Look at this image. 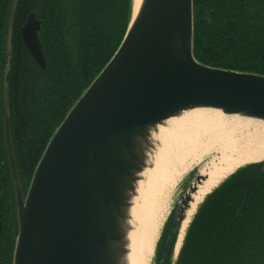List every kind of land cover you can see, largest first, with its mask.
I'll list each match as a JSON object with an SVG mask.
<instances>
[{"label": "water", "instance_id": "obj_1", "mask_svg": "<svg viewBox=\"0 0 264 264\" xmlns=\"http://www.w3.org/2000/svg\"><path fill=\"white\" fill-rule=\"evenodd\" d=\"M18 4L13 0L9 17L3 88L4 132L19 223L13 264H129L131 210L144 172L153 167L159 127L196 108L264 121V75L196 59L194 0H133L122 43L53 134L25 196L7 82ZM41 24L32 11L21 34L35 61L45 68ZM206 178L198 169L169 215L166 244L175 238L172 264L183 246L185 237L176 250L193 194Z\"/></svg>", "mask_w": 264, "mask_h": 264}, {"label": "trees", "instance_id": "obj_2", "mask_svg": "<svg viewBox=\"0 0 264 264\" xmlns=\"http://www.w3.org/2000/svg\"><path fill=\"white\" fill-rule=\"evenodd\" d=\"M13 0H0V180L9 165L4 132L6 36ZM41 19L46 67L18 34L28 14ZM133 0H19L10 89L11 133L27 184L53 134L122 43ZM194 55L206 65L264 75V0H194ZM264 161L239 168L209 193L191 221L175 264H264ZM246 202L242 208V203ZM0 234V264H12L18 225ZM172 216L154 264H172Z\"/></svg>", "mask_w": 264, "mask_h": 264}, {"label": "bare ground", "instance_id": "obj_3", "mask_svg": "<svg viewBox=\"0 0 264 264\" xmlns=\"http://www.w3.org/2000/svg\"><path fill=\"white\" fill-rule=\"evenodd\" d=\"M225 116L237 115H227L212 108H196L168 119L155 134L159 142L153 156V165L156 167H160L165 161L181 156L187 150L210 149L221 154L218 162L212 161L213 164L209 170L203 174L208 178L203 180L200 186L198 185V190L193 194L187 217L177 238L176 250L183 242L198 203L211 189L238 167L264 156L263 142L253 149H247L234 140L239 134L250 133L251 128H255L256 133L264 137V121L241 116L228 119ZM147 197L151 198L145 195L146 199ZM148 201L150 199L143 200V202ZM135 206L131 210L129 264H151L158 239L157 209L150 210L147 204L140 208Z\"/></svg>", "mask_w": 264, "mask_h": 264}, {"label": "rangeland", "instance_id": "obj_4", "mask_svg": "<svg viewBox=\"0 0 264 264\" xmlns=\"http://www.w3.org/2000/svg\"><path fill=\"white\" fill-rule=\"evenodd\" d=\"M225 117L228 119H232L239 116ZM234 140H236V143L242 144L247 149H253L256 146L261 145L262 142L264 143L263 135L257 134L255 128H251L250 133L247 132L245 134L237 135ZM218 154L219 152H217L216 150L210 149L197 148L195 151L187 150L181 156L163 162L160 167H156L153 165V167H149L146 169V171L144 172L145 177L143 181L140 182L138 195L135 198L136 200L134 201L133 206L136 205L135 207L140 208L142 205L147 204L148 209H157V216L159 219L158 239L161 230L164 228V225L169 218V215L171 214L173 209L176 208V205L181 200V197L189 187V184L196 177L197 170L200 169V172L202 174H206L213 162L219 161L221 154ZM263 159L264 156L259 157L252 162H257ZM213 189L214 188H212L211 190ZM145 195L151 197H147V199H150V201L143 202V200H147L145 198ZM200 202L198 203V205L200 204ZM154 255L155 253H153L151 264L153 263Z\"/></svg>", "mask_w": 264, "mask_h": 264}, {"label": "flooded vegetation", "instance_id": "obj_5", "mask_svg": "<svg viewBox=\"0 0 264 264\" xmlns=\"http://www.w3.org/2000/svg\"><path fill=\"white\" fill-rule=\"evenodd\" d=\"M29 14H28V16H29ZM28 16H27L26 20L24 21V23L18 29V34L20 35L21 38H22L21 29H22L23 25L26 23V21L28 19ZM37 18H38V16H37ZM14 24H15V22H14ZM7 31H8V29H7ZM15 32H17L16 29H14V33ZM6 39H7V36H6ZM13 39H14V35H13ZM22 41L24 42L23 38H22ZM24 44H25V42H24ZM2 62H3V57H2V52L0 51V66H1ZM6 155H7V161H8V165H9V170L6 173V176H5L6 180H2V179L0 180V234H2L4 232L5 228L7 230L9 229L8 227H9V224H10L11 215L13 217L12 222L14 224L16 222L17 225H18V229H19L16 191H15L13 177H12V173H11V168H10L7 148H6ZM15 158H16V156H15ZM16 163H17V160H16ZM17 169H18V166H17ZM18 174H19V170H18ZM19 178H20V181H21V184H22L24 195L26 196V194L28 192V189L30 187L31 181L27 184L24 180H22V178L20 177V174H19ZM13 259H14V257H13Z\"/></svg>", "mask_w": 264, "mask_h": 264}]
</instances>
